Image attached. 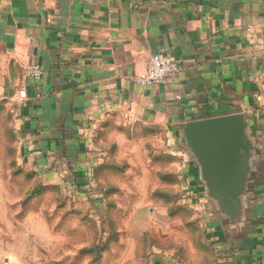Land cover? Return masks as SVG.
<instances>
[{"label":"crops","instance_id":"1","mask_svg":"<svg viewBox=\"0 0 264 264\" xmlns=\"http://www.w3.org/2000/svg\"><path fill=\"white\" fill-rule=\"evenodd\" d=\"M157 54L180 71L143 86ZM218 118L237 143L214 167L187 130ZM127 125L169 131L186 162L209 238L182 264H264V0H0L5 154L14 130L25 162L91 181L109 132Z\"/></svg>","mask_w":264,"mask_h":264},{"label":"rangeland","instance_id":"2","mask_svg":"<svg viewBox=\"0 0 264 264\" xmlns=\"http://www.w3.org/2000/svg\"><path fill=\"white\" fill-rule=\"evenodd\" d=\"M109 133L91 181L25 162L14 130L9 155L0 144V264H182L187 252L196 259L208 233L174 137L128 125Z\"/></svg>","mask_w":264,"mask_h":264},{"label":"water","instance_id":"3","mask_svg":"<svg viewBox=\"0 0 264 264\" xmlns=\"http://www.w3.org/2000/svg\"><path fill=\"white\" fill-rule=\"evenodd\" d=\"M234 121L218 118L196 122L187 130L189 142L201 148L214 167L222 166L237 143Z\"/></svg>","mask_w":264,"mask_h":264},{"label":"built area","instance_id":"4","mask_svg":"<svg viewBox=\"0 0 264 264\" xmlns=\"http://www.w3.org/2000/svg\"><path fill=\"white\" fill-rule=\"evenodd\" d=\"M180 71L179 64L164 54L153 55L148 60L145 76L138 82L146 87L161 86L168 83ZM26 77L33 81H41L44 71L39 65H30L26 68ZM28 93L25 89L20 91V97L27 99Z\"/></svg>","mask_w":264,"mask_h":264},{"label":"trees","instance_id":"5","mask_svg":"<svg viewBox=\"0 0 264 264\" xmlns=\"http://www.w3.org/2000/svg\"><path fill=\"white\" fill-rule=\"evenodd\" d=\"M81 189L84 190V188H82V187H81ZM86 189H87V188H85V190H86Z\"/></svg>","mask_w":264,"mask_h":264}]
</instances>
